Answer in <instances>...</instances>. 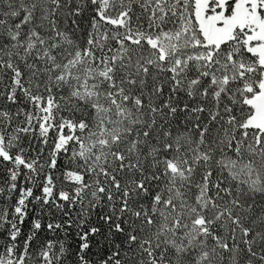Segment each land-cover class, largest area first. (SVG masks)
<instances>
[{
  "label": "snow or ice",
  "instance_id": "6c2138e0",
  "mask_svg": "<svg viewBox=\"0 0 264 264\" xmlns=\"http://www.w3.org/2000/svg\"><path fill=\"white\" fill-rule=\"evenodd\" d=\"M0 264H264V0H0Z\"/></svg>",
  "mask_w": 264,
  "mask_h": 264
}]
</instances>
